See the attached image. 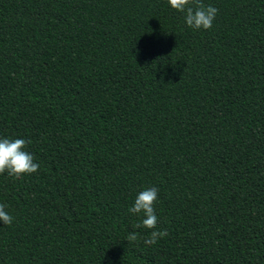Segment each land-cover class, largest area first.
<instances>
[{
    "label": "trees",
    "instance_id": "trees-1",
    "mask_svg": "<svg viewBox=\"0 0 264 264\" xmlns=\"http://www.w3.org/2000/svg\"><path fill=\"white\" fill-rule=\"evenodd\" d=\"M202 2L209 30L168 0H0V138L40 165L0 175V264H264V0Z\"/></svg>",
    "mask_w": 264,
    "mask_h": 264
},
{
    "label": "clouds",
    "instance_id": "clouds-1",
    "mask_svg": "<svg viewBox=\"0 0 264 264\" xmlns=\"http://www.w3.org/2000/svg\"><path fill=\"white\" fill-rule=\"evenodd\" d=\"M168 4L175 11L184 14L187 27L193 30H209L212 28L218 9L211 5L206 6L202 0H168ZM30 140L23 138H0V175L7 173L16 180L24 175L36 173L40 165L35 162L34 156L26 150ZM158 188H147L138 193L133 205L128 211L134 215H141L139 223L134 225L136 229L145 228L152 230L143 243L147 246L154 245L160 238L168 235L167 230H155L158 224L155 204L158 200ZM0 222L11 225L13 217L5 210V205L0 204ZM128 241L138 242V233L132 232Z\"/></svg>",
    "mask_w": 264,
    "mask_h": 264
}]
</instances>
